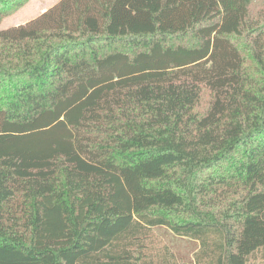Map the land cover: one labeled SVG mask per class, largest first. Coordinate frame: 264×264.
<instances>
[{
    "label": "trees",
    "instance_id": "16d2710c",
    "mask_svg": "<svg viewBox=\"0 0 264 264\" xmlns=\"http://www.w3.org/2000/svg\"><path fill=\"white\" fill-rule=\"evenodd\" d=\"M0 264H264V0H58L0 29Z\"/></svg>",
    "mask_w": 264,
    "mask_h": 264
},
{
    "label": "rangeland",
    "instance_id": "374dc122",
    "mask_svg": "<svg viewBox=\"0 0 264 264\" xmlns=\"http://www.w3.org/2000/svg\"><path fill=\"white\" fill-rule=\"evenodd\" d=\"M54 3L49 0H29L24 6L15 12L4 16L0 21V29L25 23L39 15ZM261 7V3L254 5V10ZM209 100L208 93H205L201 101V107L207 105ZM151 248L158 251V254L166 253L168 258L179 262L194 261L195 253L198 251L200 244L187 236H179L166 227H154L151 236ZM169 250V254L167 253ZM256 262L261 261V252L257 254ZM253 263H256L252 261Z\"/></svg>",
    "mask_w": 264,
    "mask_h": 264
},
{
    "label": "crops",
    "instance_id": "0c3cea01",
    "mask_svg": "<svg viewBox=\"0 0 264 264\" xmlns=\"http://www.w3.org/2000/svg\"><path fill=\"white\" fill-rule=\"evenodd\" d=\"M49 1H52L54 4L58 1V0H49ZM53 4V5H54ZM43 12V11H42Z\"/></svg>",
    "mask_w": 264,
    "mask_h": 264
}]
</instances>
